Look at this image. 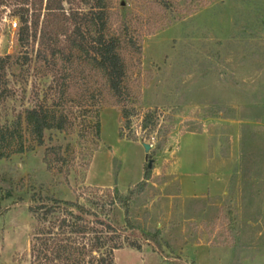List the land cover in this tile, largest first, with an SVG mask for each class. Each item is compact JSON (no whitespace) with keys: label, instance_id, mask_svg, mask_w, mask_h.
I'll list each match as a JSON object with an SVG mask.
<instances>
[{"label":"rangeland","instance_id":"1","mask_svg":"<svg viewBox=\"0 0 264 264\" xmlns=\"http://www.w3.org/2000/svg\"><path fill=\"white\" fill-rule=\"evenodd\" d=\"M160 1L109 2L115 27L126 24L142 49L126 52L134 105L158 110L160 131L149 137L135 116L139 141L122 140L121 109L109 100L98 147L52 132L44 147L0 161V264H28L33 194L75 201L88 188L127 193L149 161L152 179L131 207L138 230L127 234L142 250L125 247L116 264H264V0ZM11 22L0 19V56L18 52ZM17 80V107L24 92L28 99L47 85L35 72L27 85ZM69 143L76 166L49 172L45 149ZM124 218L116 208L117 227ZM157 230L159 247L145 240Z\"/></svg>","mask_w":264,"mask_h":264},{"label":"trees","instance_id":"2","mask_svg":"<svg viewBox=\"0 0 264 264\" xmlns=\"http://www.w3.org/2000/svg\"><path fill=\"white\" fill-rule=\"evenodd\" d=\"M109 2L0 0V19L9 18L18 27L17 54L0 56V161L44 147L52 132L79 140L90 137L98 147L101 110L109 100L121 109L122 140L139 141L133 131L135 116H141V129L149 137L160 131V112H138L134 105L126 52L141 56L142 49L126 24L115 27ZM34 72L47 85L34 89L28 99L24 92L17 107L19 94L13 84L21 78L16 83L27 85ZM167 135L168 130L159 137L152 156L163 149ZM76 154L71 143L52 145L45 149L44 163L49 172L69 175ZM152 176L147 166L143 180L127 193L88 188L75 201L33 194L29 211L37 225L28 264H116V252L125 247L141 251L127 234L138 230L131 207ZM116 208L124 212L122 228L114 221ZM161 236L157 230L145 240L159 247Z\"/></svg>","mask_w":264,"mask_h":264},{"label":"water","instance_id":"3","mask_svg":"<svg viewBox=\"0 0 264 264\" xmlns=\"http://www.w3.org/2000/svg\"><path fill=\"white\" fill-rule=\"evenodd\" d=\"M143 147L145 148L146 155L149 156V155H150V152H151L152 149H153V146L144 143V144H143ZM148 167H149V169H152V161H149V163H148Z\"/></svg>","mask_w":264,"mask_h":264}]
</instances>
